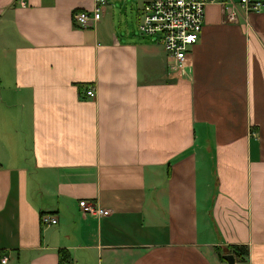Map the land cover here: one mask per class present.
<instances>
[{
    "label": "crops",
    "instance_id": "1",
    "mask_svg": "<svg viewBox=\"0 0 264 264\" xmlns=\"http://www.w3.org/2000/svg\"><path fill=\"white\" fill-rule=\"evenodd\" d=\"M149 1L0 0V264H264V4L207 2L180 72Z\"/></svg>",
    "mask_w": 264,
    "mask_h": 264
},
{
    "label": "built area",
    "instance_id": "2",
    "mask_svg": "<svg viewBox=\"0 0 264 264\" xmlns=\"http://www.w3.org/2000/svg\"><path fill=\"white\" fill-rule=\"evenodd\" d=\"M93 1L92 9L73 12V22L77 26L88 27L99 19L105 0ZM209 1L221 3L225 20L229 22L239 19L246 22L247 15L261 10L264 4L262 0H150L140 17L139 31L161 43L171 59L172 69L185 72L187 55L191 45L199 38L205 20V4ZM86 93L93 96L94 86H88ZM79 205L85 212L98 215L105 212L91 200L80 199ZM40 221L44 226L52 225L57 223V217L51 212H43ZM6 260L7 255L0 258L1 262Z\"/></svg>",
    "mask_w": 264,
    "mask_h": 264
},
{
    "label": "trees",
    "instance_id": "3",
    "mask_svg": "<svg viewBox=\"0 0 264 264\" xmlns=\"http://www.w3.org/2000/svg\"><path fill=\"white\" fill-rule=\"evenodd\" d=\"M229 252H232L235 254V256L239 258H245V256L248 254V248L244 244H230L228 245ZM64 254H62L63 256Z\"/></svg>",
    "mask_w": 264,
    "mask_h": 264
},
{
    "label": "water",
    "instance_id": "4",
    "mask_svg": "<svg viewBox=\"0 0 264 264\" xmlns=\"http://www.w3.org/2000/svg\"><path fill=\"white\" fill-rule=\"evenodd\" d=\"M223 257L227 260L228 264H234L235 259L232 253H225Z\"/></svg>",
    "mask_w": 264,
    "mask_h": 264
},
{
    "label": "rangeland",
    "instance_id": "5",
    "mask_svg": "<svg viewBox=\"0 0 264 264\" xmlns=\"http://www.w3.org/2000/svg\"><path fill=\"white\" fill-rule=\"evenodd\" d=\"M119 5V4H118ZM149 37H150V35H149ZM152 38H153V36H152ZM154 39V38H153Z\"/></svg>",
    "mask_w": 264,
    "mask_h": 264
}]
</instances>
